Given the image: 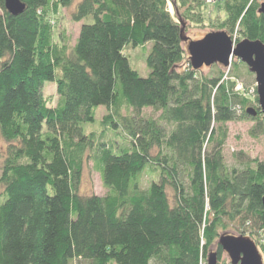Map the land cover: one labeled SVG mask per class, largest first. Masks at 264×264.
<instances>
[{
  "label": "trees",
  "instance_id": "obj_1",
  "mask_svg": "<svg viewBox=\"0 0 264 264\" xmlns=\"http://www.w3.org/2000/svg\"><path fill=\"white\" fill-rule=\"evenodd\" d=\"M21 2L11 15L0 0V264H203L228 223L264 229V161L223 153L227 122L250 116L257 137L264 118L221 65L191 68L180 20L201 23V0H171L174 14L168 0H78L73 45L48 15L74 0ZM258 7L232 0L221 31L264 43ZM149 42L141 77L124 49ZM100 106L103 133H86ZM86 150L102 196L80 192Z\"/></svg>",
  "mask_w": 264,
  "mask_h": 264
},
{
  "label": "rangeland",
  "instance_id": "obj_2",
  "mask_svg": "<svg viewBox=\"0 0 264 264\" xmlns=\"http://www.w3.org/2000/svg\"><path fill=\"white\" fill-rule=\"evenodd\" d=\"M74 0L71 6L68 8H61L57 14H49L48 19L51 22L52 28L54 30L53 36L57 42H62V40H68V42L73 45L79 32V28L82 22H74L71 19V11L73 10L76 2ZM203 7L200 10L202 13L201 23H188L186 24L185 36L190 40H197L202 38L206 33L211 31H221L222 23L225 19V9L226 4H230L232 0H201ZM260 4L264 0H250ZM168 8L171 13H175L173 4L171 0H168ZM259 8V7H258ZM181 11V10H180ZM1 13V9H0ZM229 33V32H228ZM230 35V34H229ZM231 39L234 41L233 44L243 40V37L238 33V31H233ZM151 47V43H145L142 46H127L124 49L125 55L129 59L130 66L135 69L139 76L146 77L149 73V68L146 65V55L148 54ZM231 63L227 67H222L223 77L228 78L230 75L231 81L234 82L236 90L241 93H245L246 97L250 100L246 107L256 108L258 103H255L256 95V83L255 76L253 73L249 72L247 66L241 64L238 58H231ZM215 64L210 66H202L200 69L201 74H212L214 73ZM199 72V71H198ZM42 95L49 106H55L58 100L56 86L53 82H44L42 85ZM95 121L93 123L83 124V129L86 133L94 132L96 135L103 133V126L101 120L104 115L107 114V109L105 107H98L95 110ZM125 113V112H124ZM145 114L152 113L151 109H144ZM251 115V114H249ZM262 118L263 115L261 114ZM249 118L243 120H236L227 122L226 126L228 129V136L224 146V157L226 164L228 166L239 165V163L234 159L233 154L242 152L244 158L257 159L259 161H264V133H257V137L250 135V130L254 129L257 121L251 120ZM264 120V119H263ZM254 132V130H253ZM105 141L114 138V134L111 131H105ZM5 147L4 141L0 140V151H3ZM90 150H86L83 154V169L81 176L80 192L84 195H99L105 194L106 189L102 185L99 173L93 168V159ZM143 182H148V176H144ZM252 225V224H251ZM249 225L246 226V231L240 227L239 223H228L227 226L219 230V234L226 233L234 236L247 235L256 244L259 253L261 254L262 261L264 264V229H258L256 226L253 227ZM217 241V239H216ZM209 250H216V242L208 248ZM207 256V255H206ZM230 264L229 258L226 254H222L219 264ZM206 264V259L203 262Z\"/></svg>",
  "mask_w": 264,
  "mask_h": 264
},
{
  "label": "water",
  "instance_id": "obj_3",
  "mask_svg": "<svg viewBox=\"0 0 264 264\" xmlns=\"http://www.w3.org/2000/svg\"><path fill=\"white\" fill-rule=\"evenodd\" d=\"M4 8L11 15H18L25 9L21 0H4ZM258 13L264 17V2L258 8ZM181 38L186 43L188 60L193 70L202 66L219 64L227 67L231 58H238L244 63L249 72L255 76L258 109L264 118V43L259 40L243 39L235 44L225 31H211L202 38L190 40L184 34L185 24L180 20ZM252 116L256 110H246ZM264 206V196L262 198ZM216 244L226 253L230 264H263L255 242L247 235L234 236L226 233L219 234ZM206 264H217V252L209 250Z\"/></svg>",
  "mask_w": 264,
  "mask_h": 264
},
{
  "label": "flooded vegetation",
  "instance_id": "obj_4",
  "mask_svg": "<svg viewBox=\"0 0 264 264\" xmlns=\"http://www.w3.org/2000/svg\"><path fill=\"white\" fill-rule=\"evenodd\" d=\"M217 245V244H216ZM218 246V245H217ZM217 252V249L215 250ZM224 254H226L224 251H223Z\"/></svg>",
  "mask_w": 264,
  "mask_h": 264
}]
</instances>
